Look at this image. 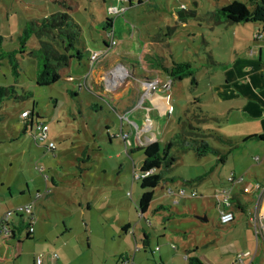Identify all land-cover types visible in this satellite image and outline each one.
<instances>
[{"label":"rangeland","instance_id":"374dc122","mask_svg":"<svg viewBox=\"0 0 264 264\" xmlns=\"http://www.w3.org/2000/svg\"><path fill=\"white\" fill-rule=\"evenodd\" d=\"M230 1L232 0H0V35L4 37L2 46L6 51L19 48L18 35L27 24L37 28L29 41V49L40 47V40L48 43V48L58 46L63 31L69 30V26L44 28L41 20L43 17L49 18L54 12L64 11L80 27L77 31L80 32L78 45L81 48L86 51L105 50L102 23L107 17L114 18L113 31L117 44L111 46L108 59L111 60L112 57L109 60L112 68L120 69V73L110 69L114 75L119 74L118 87L109 90L104 83L99 82L100 87L96 90L116 97L121 94L122 87L130 85L117 104L115 101L106 104L98 95L91 94L84 78L91 73L94 65L97 67L99 64L89 62V52L85 53L81 62L74 58L62 72V79L47 87L36 85V57L29 54L18 55L22 63L18 79L12 74L8 60H4L0 67V85L17 86L19 95L24 90L32 94L24 98L8 99L0 108V214L14 204L32 203L35 236H39L36 239L22 237L21 248L18 239L13 238L9 251L0 244V264H36L35 258L42 255L45 256L46 263L53 252L49 251V245L44 243L47 237L43 236L47 234L53 238L59 237L66 232L65 228H69V233L64 237L68 239V248H76L80 257H99L110 264L111 256H115V252L127 244L128 240L135 245V238L131 233L120 237L123 233L122 224L130 222L137 233L142 234L143 225L148 229L147 224L155 222V206L161 200L179 211H184V204L190 209L185 215L176 212L172 214L170 229H173L171 234L177 235L174 239L177 248L183 249L191 242L193 246L197 244V254L206 256L212 264H241L239 259L235 263L239 254L247 263L250 257L242 254L247 250L252 253L257 250L254 264L262 262L264 242L262 238H256L250 219L258 194L245 196L250 211L248 219L243 223L244 229L242 226L236 229L232 224L222 225L219 222L213 197L215 186L223 184L226 181L224 178L233 172V168L243 173L247 183L264 186V142L255 138L244 140L245 137L241 135L245 130L255 129L251 120L245 118L246 123L238 119L223 120V130L236 141L233 145L213 141L214 146L226 153L224 163L212 153L198 156L191 148L184 151L174 149L177 159L168 174L169 179L156 188L154 202L144 213L146 219H142L137 203L143 191L138 177L144 154L136 144H129L132 140L136 141V132L134 135L127 134L131 128L125 115L121 118L120 113L126 109L125 105L131 104L135 99L137 92L134 82L144 72L148 74V78L160 77L159 87H163L159 88L160 92L171 97L172 111L175 107L169 119H161V128L152 130L157 132L159 142H167L178 130L176 118L186 113V109H182L180 104L192 110L193 104L189 102L196 97L210 105L213 98L208 93L211 74L207 66L212 65L207 62L206 49L213 51L217 58H225L228 56V48L235 41L234 33L238 34L237 37L251 36L258 24H249V28L243 24H234L229 27L217 25L208 29L204 20H189L188 23L179 21L176 12L185 4L187 10L196 9L198 14L204 15L215 6ZM166 26L176 27L170 37L166 36ZM157 36L162 37V40H156L154 37ZM203 38L209 42L205 51L202 46ZM156 41L159 44H155ZM242 45L240 42L239 47ZM156 47L163 49L161 55L166 57V63H169L171 57L176 61H190L197 84L193 85L189 76L170 83L155 60L154 56L158 54ZM126 50L132 53L125 52ZM121 69L126 72L123 73ZM235 100L236 103L241 102V98L228 101L235 104ZM24 110L33 111L34 125L31 131L21 117ZM142 110L143 108L139 109ZM37 123L48 125L47 138L36 136ZM203 125L212 127L218 124L207 121ZM166 128L170 132H167V136H162L160 131ZM121 134L127 135L126 138H122ZM49 142H53L52 147ZM84 152L90 156V160L83 163L86 158ZM258 156L262 159L260 162L257 160ZM167 186L173 188L175 194L180 189L184 190L188 198L183 197L180 205H173L174 195L165 192ZM193 191L197 196L189 197ZM204 216L207 220L200 218ZM40 234L44 235L40 237ZM157 239L159 238L152 239L153 244L150 249L147 248L146 256L149 259L152 254L158 255L154 250ZM20 252L21 256L17 258ZM97 264L102 262L97 260Z\"/></svg>","mask_w":264,"mask_h":264},{"label":"crops","instance_id":"0c3cea01","mask_svg":"<svg viewBox=\"0 0 264 264\" xmlns=\"http://www.w3.org/2000/svg\"><path fill=\"white\" fill-rule=\"evenodd\" d=\"M249 24L256 25V23H248L243 25L249 28L248 27ZM234 34H235V41L230 46V48H228V53H227L228 56L225 58L222 57L217 58V55L215 54L218 62L222 64L216 68H212L208 70V72H210L211 74V78H210L211 88L208 93H210V95L213 98V100L211 101V103L213 104L209 103L210 105L208 106L207 104H205V102H202L203 100H201V98H199V100L207 111L214 112L216 113V115H218L219 121L218 120L214 121L218 125L212 127H220L223 130L224 127L222 126V123L224 119L226 118H228L229 120L238 119L242 123H244V121L246 123L245 120L246 118L251 120L250 122L251 124L254 125L255 129L245 130L244 134H241L243 135V137L252 134H260V133L264 134V29L261 24H258L255 30L252 32L251 36L241 35L240 37H237L238 34L237 33ZM240 42L243 43L245 48H243V45L242 47H239ZM110 48H111L110 45L105 46V50H104L105 55H103V57H101L100 60H97V62H95L96 64H99L97 65V67L96 65H94L95 63L93 64L94 66L91 68L92 71L91 73L88 74V76L84 78L85 79L84 82L86 87L90 88L89 90L91 94L99 95V97L102 99L101 101L108 104L106 102L107 101L106 99H108V97H111V99L109 100L115 101V104H117L119 103L120 100L123 99L127 88H129L130 86L129 84L122 87L123 90L120 92L121 94L116 97H113V95H111L108 92L105 91L100 92L96 90V88L100 87V85L98 84L99 82L104 83L105 87H108L109 90L114 89L118 84L119 74L116 75V73H120V69L116 70V68H112V66H110L109 63L110 59H108ZM148 49H150V46L148 47ZM125 52L132 53V51L130 50H126ZM144 52L145 51H143V53ZM110 69L111 70L114 69V71H116L115 73L116 76L110 72ZM91 75H92V79H90ZM139 75L140 76L136 78L137 82H134V87L137 92L136 93L137 95L135 94V99L132 100L133 102L131 101V104L125 105L126 109L120 112L121 114L125 113V119L127 118L129 127L131 128L130 133L128 132L127 134L134 135V133L136 132V141L132 140L129 144L131 143H132L131 145L136 144L138 148L153 141H156L158 134L157 132L152 130L154 128H161L160 127L162 123L161 119H169L175 111V107L172 111V107H171L172 105L170 103L171 97L168 98V96L163 95L160 92L159 88H163V87L162 86L159 87L160 84L156 85L155 88L145 86L143 79H152V78H148V74L146 72ZM155 79L159 80L160 77H156ZM171 83H173V81ZM102 96L106 97V99L105 98L103 99ZM234 98L235 99L241 98L240 100L241 102L236 103L235 100V104H234L233 101L230 102L228 101L229 99H234ZM179 106L182 109H186V110L189 108V107L185 108V105L183 104H180ZM140 108H143V110L139 111ZM177 117L178 118H176V121L178 124V119L181 116H177ZM175 129L176 126L174 128V131ZM31 130L32 129L30 128V131ZM160 132L162 136H167V132H170V130L166 128L161 130ZM224 132L226 133V131ZM227 135L229 136V134ZM260 141L264 142V140H260ZM257 160L260 162L262 159L260 156H258ZM231 171H233L231 172V174L235 176L236 180L233 182L228 181L227 179L228 175H227L224 178L226 181L223 184H218L217 186H215L216 188L215 192L220 188H228L231 191L235 220L230 224H232V226H234V228L236 229L238 228V226L239 227L242 226V229H244L243 223L245 222L246 219H248V213L250 211V208L246 203L245 196H247L246 194H255V193L257 194V192H252V193L244 192L242 190L243 187L242 182L246 183L248 181L245 180L243 173L238 172L235 168H233ZM238 175H240L239 177L243 176L242 182L238 180L239 179ZM165 185H163V187ZM166 189L167 191L165 192H167L170 195H174V199L177 198L179 192L182 191V189H180L177 191L178 194H175L173 188L167 186ZM170 189L172 191H170ZM213 197H214V204L217 208V200L215 198V194H213ZM154 199L155 196L153 197L151 203L154 202ZM174 199L172 204L176 206V205H180V203L183 201L184 198L181 199L178 204L174 203ZM164 202H165L164 200H161V202L155 206V210H154L155 220H153L155 222L153 224L151 223V225L147 224L148 229H146L145 226L143 225L142 234L137 233L136 229L132 227L130 222H124L122 224L121 229L123 231L122 233L123 235L121 234L120 237H126L131 233L135 238V245L133 246L131 241L128 240L127 244H124L121 248H119L115 252V256L114 255L111 256L110 264H118L119 261H121V259L126 255L130 256V262H131L130 264H188V260H187L188 255H192V254L198 255L197 254L198 246L197 244L196 246H193L192 242L189 243L188 246H184L183 249L177 248L176 244L174 243V239L176 238L177 235L171 234L173 229H170V225H172L171 224L172 214L176 212L185 215L187 214V210L190 209H188L184 204V208H183L184 211H179L178 208L174 209L172 208L173 206L171 207L170 205L166 204V202L165 203ZM22 204L25 203L14 204L13 206L8 207L7 209H11L16 207V205H22ZM141 218L146 219L144 214L143 217L141 215ZM165 220L167 221L165 222ZM247 226L250 227L248 223ZM65 231L66 232L61 233L59 237L56 236L54 238L47 234L45 235L40 234V237H42V235H44L43 237H47V240H45L46 242L44 243L49 245L48 248L49 251L51 253L53 252L58 254L56 258H53V256L49 255L50 257L47 259L46 263L44 261L45 256L42 255L41 264L44 263L45 264H97V260L101 261L102 264H106L105 261H103L99 257H90V256L80 257L79 252L77 251L76 248H72V250L68 248L69 245L68 239H65L64 237L66 234L69 233V228H65ZM254 232L256 238L260 237L263 239L264 242L263 235L257 234L255 230ZM183 233L186 234L185 231H183ZM36 236H39V234H37ZM36 236L34 230L33 238L36 239ZM156 237L159 239L155 240L157 245L154 247V250L157 252L158 255L154 256L152 254V258L149 259V257L146 256L147 248L150 249L151 244H153L154 241L152 239H155ZM39 239L40 238H37V240ZM17 242H19V240ZM0 244L6 246L5 247L6 250L9 251L10 247L12 248V246L10 245L12 244V239L7 242L1 241ZM21 244L19 243V248H21ZM145 244H147L148 247L144 246ZM17 255H18L17 258H19L21 256V252ZM242 255L245 257L246 256L250 257V260L247 263H245V260L241 258V254H239L235 258V263L239 259L241 264H254L258 253L257 250L254 253L247 250ZM198 256L206 264H212V262L206 256L204 257L200 255ZM37 258L38 256L35 258L36 264H38L36 261ZM260 264H264V259Z\"/></svg>","mask_w":264,"mask_h":264},{"label":"trees","instance_id":"16d2710c","mask_svg":"<svg viewBox=\"0 0 264 264\" xmlns=\"http://www.w3.org/2000/svg\"><path fill=\"white\" fill-rule=\"evenodd\" d=\"M178 20L183 23H188L189 20L200 19L206 21L208 29H212L213 26L229 27L234 24H248L258 23L263 26L264 29V0H232L221 6H215L204 13V15L198 14L196 9H186L185 4H182V9L176 12ZM42 26L44 28H55L58 26L68 25L69 30L63 31V35L58 46L48 48L44 40H40L41 46L38 48L29 49V41L36 33L37 28L33 25L27 24L23 28V32L18 35L19 48L12 51H6L3 49L4 37L0 35V67L4 64V60H8V64L11 68V72L16 79L21 76V59L19 54H29L37 58V69L35 71V82L39 87H47L60 81L62 79V72L70 66L71 61L77 58L79 62L82 61L85 53L89 52V62L91 60L92 50H84L78 43L80 40V27L78 23L74 22L71 15L66 11L62 13L54 12L49 18H42ZM209 21V24H208ZM114 18L107 17L102 23L104 33V44L109 46L110 42L106 37L107 34L112 33ZM32 23V22H31ZM189 27V24H188ZM203 28V26H200ZM168 33L166 36H172L176 31L175 26H166ZM155 39L162 37L157 36ZM116 39V38H115ZM156 39V40H157ZM154 40V39H153ZM41 41L43 43H41ZM166 41L163 40L162 42ZM159 42L156 41L155 44ZM153 44V43H152ZM170 44V43H168ZM111 46V45H110ZM202 46L205 49L209 46V42L202 39ZM155 60L157 65L165 73L166 77L172 81L181 80L187 76L191 77V83L197 84L195 78V72L192 70V63L188 60L176 61L174 57H171L169 63H166L167 59L161 55L163 49L156 47ZM207 62L212 66H207L210 69L220 66L222 63L218 62L215 53L206 49ZM197 54V52H196ZM99 60V59H98ZM82 83H80L81 85ZM15 85L2 86L0 85V108L4 102L8 99H19L32 94L30 91L24 90L23 94L19 95ZM78 95V94H77ZM99 96V95H98ZM102 98L106 99V97ZM107 100V101H106ZM107 103L111 101L106 99ZM192 110L188 108L184 116L178 119V130L167 142L161 143L158 140L148 143L139 147L143 151L144 159L141 166V174L139 175L140 185L142 188L141 196L138 200L137 207L139 213L142 215L149 209L151 201L155 195L156 188L162 183L167 182L169 179L168 174L173 169L176 156L174 155V149L187 150L193 149L198 156H206L209 153L218 156L219 160L223 163L226 160V153L220 148L214 146L212 143L214 140L229 143L233 145L236 141L228 136L220 127H208L203 123L207 121H217L218 115L216 113L207 111L201 104L199 98H194ZM33 111H29V116L24 118L27 126L33 129L34 125ZM219 121V120H218ZM40 123H37V125ZM252 138L264 140V134H252L244 138L249 140ZM235 141V142H234ZM86 158L83 163L90 160V156L86 153ZM80 159V157H78ZM8 210V209H7ZM5 213V212H4ZM0 214V223L3 217ZM8 225L11 226V235L5 239V242L17 238L18 244L25 239H33L34 231H30V227H34L33 214L14 212ZM125 229V227H124ZM144 246L148 247L147 244ZM127 256V255H126ZM130 257V256H129ZM188 264H206L198 255H188Z\"/></svg>","mask_w":264,"mask_h":264},{"label":"built area","instance_id":"2783aa9c","mask_svg":"<svg viewBox=\"0 0 264 264\" xmlns=\"http://www.w3.org/2000/svg\"><path fill=\"white\" fill-rule=\"evenodd\" d=\"M114 9H112L113 11ZM258 36V35H257ZM108 38L110 45L113 46L117 43L116 39L113 37L112 33H109L106 35ZM104 50H93L91 53V60L90 63L93 64L95 63L100 57L104 54ZM117 70V69H116ZM122 72L123 69H121ZM148 87L155 88L156 85L160 84L158 79H153L148 81L147 83ZM125 115L122 114L121 118ZM29 116V111L24 110L21 112V117L26 118ZM48 132H49V127L45 123H40L37 125V134L36 136L39 138H47L48 137ZM122 138H126L124 134H121ZM49 146H53V142H49ZM228 181L233 182L236 180L235 176L233 174L228 176ZM241 182L243 181V176L239 177ZM243 183L242 190L246 193H252V192H257L258 194V200L255 206V209L253 211V214L251 216V222L253 223V227L256 231L257 234H262L264 237V186H262L259 183ZM170 191H172L170 189ZM190 196H197V193L193 191ZM186 197L184 190L180 191L178 194V197L174 199V203L178 204L180 199ZM215 198L217 200V211H218V217H219V222L224 225V224H230L235 220V213L233 210V201H232V194L231 191L228 188H220L215 192ZM33 205L32 203H26L19 205L17 207L8 209L5 211L2 220L0 223V242L5 241L6 238L10 237L11 235V226L8 225V222L10 221L11 217L13 216L14 212L18 213H28V214H33ZM34 217V216H33ZM30 231H34V227H30ZM174 247V246H173ZM53 258H56L58 256L57 253H53ZM38 264L42 263V257L39 256L36 259ZM130 257L129 256H124L121 261H119L118 264H130Z\"/></svg>","mask_w":264,"mask_h":264},{"label":"flooded vegetation","instance_id":"af4514ba","mask_svg":"<svg viewBox=\"0 0 264 264\" xmlns=\"http://www.w3.org/2000/svg\"><path fill=\"white\" fill-rule=\"evenodd\" d=\"M150 80H153V79H149V80H144V81H143V82H144V84H145V86H147V84H146V83H147L148 81H150ZM170 83H171V80H170Z\"/></svg>","mask_w":264,"mask_h":264},{"label":"water","instance_id":"95a60500","mask_svg":"<svg viewBox=\"0 0 264 264\" xmlns=\"http://www.w3.org/2000/svg\"><path fill=\"white\" fill-rule=\"evenodd\" d=\"M202 220H207V217L204 216V217H200Z\"/></svg>","mask_w":264,"mask_h":264}]
</instances>
